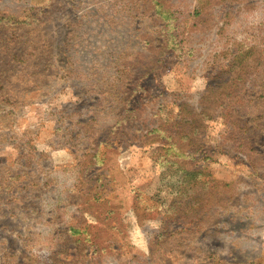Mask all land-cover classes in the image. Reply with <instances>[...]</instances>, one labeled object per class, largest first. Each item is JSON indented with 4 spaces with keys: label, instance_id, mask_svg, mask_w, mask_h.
<instances>
[{
    "label": "rangeland",
    "instance_id": "obj_1",
    "mask_svg": "<svg viewBox=\"0 0 264 264\" xmlns=\"http://www.w3.org/2000/svg\"><path fill=\"white\" fill-rule=\"evenodd\" d=\"M0 264H264V0H0Z\"/></svg>",
    "mask_w": 264,
    "mask_h": 264
},
{
    "label": "trees",
    "instance_id": "obj_2",
    "mask_svg": "<svg viewBox=\"0 0 264 264\" xmlns=\"http://www.w3.org/2000/svg\"><path fill=\"white\" fill-rule=\"evenodd\" d=\"M209 90H210V87L207 89L206 92H208ZM176 118H177V117H176ZM156 131H157V129H153V130H151L150 132H156ZM186 135L189 136L190 134H186ZM172 137H173V134L171 133V134L169 135V137H168V138L171 140V141L168 142V145H167V144H164V143H161L162 145H160L159 147H161L162 149L175 148V149H177L178 151H180L181 154H183V153L185 152V148H183V146H180L179 143L177 144L176 141L172 140V139H171ZM196 152H197V153H202V152H201V148L197 149ZM180 169H181V168H180ZM182 172H183V177H184L185 181L188 180V179H190V178H195V177L197 176V172H190V173H188V172H186V171L183 170V169H182Z\"/></svg>",
    "mask_w": 264,
    "mask_h": 264
}]
</instances>
